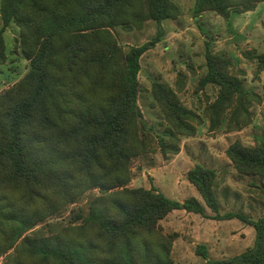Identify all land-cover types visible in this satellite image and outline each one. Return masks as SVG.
<instances>
[{
	"label": "trees",
	"instance_id": "16d2710c",
	"mask_svg": "<svg viewBox=\"0 0 264 264\" xmlns=\"http://www.w3.org/2000/svg\"><path fill=\"white\" fill-rule=\"evenodd\" d=\"M264 0H195L194 13L254 11ZM181 10L172 0H2L0 65L7 62L6 29L16 24L17 41L29 61L28 73L0 93V260L9 264H174L177 233L161 226L170 213L184 210L214 220L238 219L255 229V242L244 252L209 258L205 264H264V216L221 214L216 193L218 173L196 165L187 174L203 202L169 198L157 187L132 188L133 161L149 153L177 155L184 138H193L206 118L209 131L225 126L239 132L253 123L252 108L260 94L245 88L246 72L206 47L207 72L196 92L218 88L215 100L201 103L202 114L186 107L187 74L175 85L154 81L153 100L167 130H148L139 105L141 58L162 40V23ZM155 21L150 43L126 50L114 33L140 30ZM208 41L210 40L207 37ZM264 72V53L241 52ZM193 71V68H189ZM1 73V72H0ZM152 131V132H150ZM242 175L264 184V140L255 146L234 142L226 150ZM97 194L67 224L50 223L89 192Z\"/></svg>",
	"mask_w": 264,
	"mask_h": 264
},
{
	"label": "rangeland",
	"instance_id": "374dc122",
	"mask_svg": "<svg viewBox=\"0 0 264 264\" xmlns=\"http://www.w3.org/2000/svg\"><path fill=\"white\" fill-rule=\"evenodd\" d=\"M172 1L181 10V16L183 13L187 16V28L174 30L165 21L164 27L173 30H165L162 40L152 44L150 50L141 58L139 105L147 129L159 133L167 130L162 113L151 95L154 81H163L174 86L178 72L186 73V89L179 94L180 101L199 114H202L201 103L205 106L207 98L215 100L218 88L214 85H208L204 91L196 92L200 78L207 72L206 36L210 38L213 53L229 56L235 66L246 72L243 77L245 88L260 94L262 103L253 106V123L242 131L226 133L224 126L212 133L209 131V121L205 118L195 137L182 139L181 150L177 155H165L158 151L135 158L132 168L134 177L128 186L147 189L155 186L171 199L183 202L196 197L203 202L197 189L187 179V174L196 165H204L218 173L216 193L221 214L237 212L259 219L264 216V184L256 176L238 173L227 157L226 150L236 141L246 146H255L264 140V72L259 71L256 63L249 62L242 56L241 52L249 48L245 43L236 45L234 40L229 39L236 30H255L251 38L256 49L264 53V4H261L253 18L244 13H232V16L225 19L211 12L213 17L196 21L194 0ZM1 5L2 0L0 30L3 26ZM158 27L155 21H147L140 30L125 31L117 27L114 33L128 50L131 46L152 42L158 33ZM4 38L7 62L0 65V93L20 81L30 68L29 61L21 53L17 43L20 39L19 27L11 24L6 29ZM227 40L231 43L230 46L227 45ZM191 67L193 71L189 69ZM96 194L97 191L85 194L76 204L69 206L49 222L67 224L80 208L87 214L88 204ZM206 211L209 217L215 215L208 207ZM209 217L180 210L161 223L165 234H179L171 252L174 264H205L206 261L196 254V248L206 242L209 258L212 260L238 255L253 246L256 236L253 227L238 219L220 221ZM9 263L6 256L0 260V264Z\"/></svg>",
	"mask_w": 264,
	"mask_h": 264
},
{
	"label": "crops",
	"instance_id": "0c3cea01",
	"mask_svg": "<svg viewBox=\"0 0 264 264\" xmlns=\"http://www.w3.org/2000/svg\"><path fill=\"white\" fill-rule=\"evenodd\" d=\"M177 1H182V0H177ZM194 4H195V0H194ZM261 4L263 5L264 3H260L254 11H249V12L244 13V14H248L252 18L255 17L259 7L262 6ZM193 8H194V6H193ZM210 13H211V11L201 13V14L198 15V17H195V19H196V21H200L201 19H204V18L205 19L211 18V17H213V15L210 14ZM231 16H232V14H231ZM218 17H220V16L218 15ZM187 20H188L187 16L183 13V15L180 16L178 19H176V20H168V22L170 23L169 24L170 27L175 28L174 30H185L184 28L187 26L186 25V21ZM164 23L165 22L162 23V27H163L164 30H173V29H167L166 27H164ZM236 31L237 32L235 34H233L231 37H229V39H232V40L235 41L236 45H240L241 42H243V43H245V45H247L246 47H249L248 49L256 48V44L254 43V40L251 38V37L254 36L255 33H253V31H255V30H249L250 32H247V30H236ZM207 37L208 36H206V38ZM206 43L210 44V40L208 41V39H207ZM226 43H227L228 46L231 45V43L228 40L226 41ZM210 46H211V44H210ZM238 47H240V46H238ZM246 47H242V48L244 49ZM226 57L230 58L229 56H226ZM177 211H180V210H175L172 213H170L164 220L161 221V223L166 221V220H168V219H170L171 215L176 213ZM205 244H207V242Z\"/></svg>",
	"mask_w": 264,
	"mask_h": 264
}]
</instances>
